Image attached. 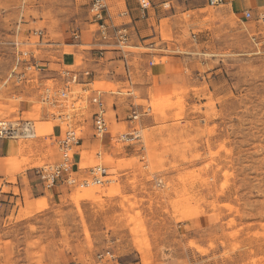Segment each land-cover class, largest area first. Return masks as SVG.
<instances>
[{
	"label": "rangeland",
	"instance_id": "374dc122",
	"mask_svg": "<svg viewBox=\"0 0 264 264\" xmlns=\"http://www.w3.org/2000/svg\"><path fill=\"white\" fill-rule=\"evenodd\" d=\"M141 1L109 0L122 9ZM145 1V41L130 49L181 64L156 57L150 78L134 77L140 88L96 77L107 91L110 146L94 135L88 103L71 100L62 110L70 118H57L40 103L53 78L25 85L13 76L21 50L54 70L80 67L90 44H73L71 31L92 38L89 0H0V119L38 127L37 137L2 139L0 264H264V6L246 18L229 0ZM38 28L39 48L27 44ZM132 104L152 109L127 144L119 135L131 130ZM69 128L81 134L69 161L76 183L32 193L27 173L45 183L37 168L63 162ZM98 163L107 176L86 185Z\"/></svg>",
	"mask_w": 264,
	"mask_h": 264
},
{
	"label": "built area",
	"instance_id": "2783aa9c",
	"mask_svg": "<svg viewBox=\"0 0 264 264\" xmlns=\"http://www.w3.org/2000/svg\"><path fill=\"white\" fill-rule=\"evenodd\" d=\"M226 0H209L212 5L222 4ZM115 3L109 2V0H89L88 2V12H89V22L94 25L92 29V41L102 44L114 43L119 48L124 49L126 46L128 48L132 46L130 43L132 29L128 25V22L121 20H116L115 16L118 15H130L129 8L126 5V9H122L115 12ZM140 6L144 11L148 10V3L145 0L140 2ZM244 17L250 18L252 12L250 10H245ZM44 29H34L29 35L30 37L35 36L38 48L42 46L45 40ZM72 43L75 45H81L82 43V32L81 29L75 28L71 31ZM91 51L94 50L93 45L90 44L89 48ZM97 56L103 58L104 47H98ZM128 51V50H126ZM39 54V53H38ZM15 64V75L17 83L27 84L31 83L35 79L39 82L44 77L53 78L55 84L52 86H46L42 93V101L48 103V105H58L59 116L70 118L68 113L62 110L67 106V103L71 100L73 102L85 101L89 106L94 109L92 113V120L96 132L107 133L109 132V120L107 117L108 105H107V91L105 89L101 90L99 87H95V80L98 74L95 75L92 68L83 65L81 63L80 67L69 68L64 67L61 71L54 70L49 64V59L40 58L35 51L21 50L19 56L14 61ZM127 81L131 84L132 72L128 68L126 63L125 67ZM54 76H50L55 74ZM38 74V76H36ZM78 86L81 87L79 90ZM39 87V86H38ZM36 87V88H38ZM85 92L91 93L87 98L83 95ZM115 94V93H111ZM128 117L125 118L130 124V131L121 132V141L127 144H132L141 138L140 128L136 126L139 116L147 114L152 108L148 106L147 108L142 107L141 109L137 107L136 104H132ZM117 116V115H116ZM124 119V118H123ZM120 119V120H123ZM20 135L33 137L35 135L34 125L29 124V121H23L22 119H17L13 121L0 119V139L17 138ZM81 138L78 137L77 131L74 128H69L65 131L63 136L59 140L60 151L64 154V162L55 166H42L38 169V174L45 181L44 185L47 188H52L62 180L68 181L67 170L71 167L68 164L70 160V152H72L74 146L79 144ZM113 140V138H112ZM112 144V141H110ZM94 172H99V170L104 174L106 169L98 165L91 169ZM66 178V179H65ZM100 182V181H99ZM2 192H0V197ZM102 256V255H101Z\"/></svg>",
	"mask_w": 264,
	"mask_h": 264
},
{
	"label": "crops",
	"instance_id": "0c3cea01",
	"mask_svg": "<svg viewBox=\"0 0 264 264\" xmlns=\"http://www.w3.org/2000/svg\"><path fill=\"white\" fill-rule=\"evenodd\" d=\"M229 1L234 3V7L237 10H250V8L255 7V6H259V7L264 6V0H229ZM114 5H115L114 7L115 12L122 10V5L116 4V3ZM127 6L129 8L130 15H125V14L118 15L117 14L115 16V19L116 20L122 19L124 22H128V25L132 29L131 40H130V43L132 44L131 48H137L140 46L141 43L145 41V39L142 37V31L147 28L146 23L149 20V14H145L148 10L144 11L142 7L140 6V3L131 4V2H129ZM256 11L260 13L261 10L256 9ZM128 16L130 17V21L125 20ZM84 35L85 34L82 33V43L92 44L94 50L91 51L87 49L86 51L78 52L79 54L81 53L83 55V59H84L83 65L89 66L90 68H95L96 70L100 71L99 73H97L98 74L97 77L100 79L109 77V82H112V83H116L118 79H121L123 81L127 80V77L124 76L126 75V72H125L126 63L128 64L129 70L132 72L130 86L135 87V88H140L141 84L134 83L133 81L134 77L138 78L141 75H145L147 79L150 78L148 74H146L145 70H148L153 67L154 59L156 57L166 56L167 62H169L171 66L173 67L175 66V64L176 65L181 64L179 61V58L176 56H169L164 53H143V52L133 51L132 49L126 51V50L119 48L114 43L102 44V43L96 42L95 44H93L94 42L92 41V38H89V36H86V39H83ZM98 47H104L102 59L96 55L97 52L99 51ZM172 71L176 72L177 70H172ZM150 83L152 84V81H150ZM159 83H161L160 80H159ZM145 87H147V85H145ZM115 109L118 110V106H116ZM121 112L122 111H120V113L118 112L119 118L117 117V119L119 120H120V116H122ZM92 128L94 129L93 123H92ZM58 133H59L58 128L56 127L55 134H58ZM107 134L108 132L104 134V137L101 139V143L108 144L111 146L112 144L110 141L112 139H111V136L109 135H108L107 141H105L104 143V140L106 139L105 136ZM6 146H7V140H0V157L6 156ZM101 156H102V153H101ZM101 156L98 158H102ZM68 173L72 175L71 172H68ZM27 174L30 180V185H27V188L32 193H36L39 188L45 189L44 183L41 181L37 183L38 185L36 186L34 185V179L36 177H34L32 172H28ZM19 183L21 187L24 185L23 179L20 175H19ZM65 183H66L65 181L63 182L61 181L54 186L55 188L54 187L52 188H54L53 189L54 191H59V188Z\"/></svg>",
	"mask_w": 264,
	"mask_h": 264
},
{
	"label": "bare ground",
	"instance_id": "6f19581e",
	"mask_svg": "<svg viewBox=\"0 0 264 264\" xmlns=\"http://www.w3.org/2000/svg\"><path fill=\"white\" fill-rule=\"evenodd\" d=\"M39 29V28H38ZM18 31V30H17ZM37 39L35 36H33L32 35V38L30 39V41L29 42H27V44H29V43H32V44H36L34 41ZM15 43L16 44H19V36H18V34L16 35V40H15ZM124 49H126V50H130V47L128 48V46H126ZM46 86H52V85H49V84H44V86L41 88V90H40V103H42V104H44L47 108H48V110L50 111V110H53L52 111V113L51 114H53L54 116H56L57 118H62V117H60L59 116V108H58V105H55V104H52L51 106L50 105H48V103H45V102H43L42 101V93H43V90H44V88L46 87ZM78 88H79V90H81V87L80 86H78ZM86 93V92H85ZM91 94V93H90ZM89 94V95H90ZM88 95V96H89ZM68 103H67V107H68ZM17 120V119H16ZM9 121H12V120H9ZM25 121H29V124H32V125H34V129H35V135L33 136V137H37V134H38V127H37V125L33 122V121H31V120H25ZM108 126H109V129H110V122H109V124H108ZM95 129V128H94ZM76 130V129H75ZM77 131V130H76ZM104 134L105 133H99V132H95L94 133V135L96 136V137H99V139L101 140L103 137H104ZM77 135H78V137H80L81 138V134L77 131ZM20 137H22V138H33V137H28V136H24V135H20V136H18L17 138H20ZM119 138L121 139V134L119 135ZM11 139H16V138H11ZM0 140H2V139H0ZM79 144H80V142H79ZM79 144H76L74 147H76V146H78ZM62 152V151H61ZM73 153H74V148H73V150H72V152H70V156L72 157L73 156ZM62 154H63V152H62ZM97 155H98V157H100L101 156V153L100 152H98L97 153ZM63 156H64V154H63ZM71 157H70V159H71ZM29 159V158H28ZM64 160L65 159H63V162H64ZM70 161V160H69ZM62 162V163H63ZM60 164V163H59ZM59 164H52V163H47L46 164V166H55V165H59ZM68 164H69V162H68ZM98 165H101V166H103L105 169H106V172L104 173V174H102V172L99 170V172H94V171H92L91 169V177H90V179H87V178H85L83 181H84V183L86 184V185H88L90 182H91V180H92V182H94V183H100L101 181H102V179L101 178H103V177H105V176H107V170H108V168L107 167H105L102 163H98V164H96L95 166H94V168L96 167V166H98ZM25 166V165H24ZM44 166V165H43ZM40 167H42V166H40ZM40 167H38L37 168V172H38V169L40 168ZM70 170V168L67 170V173L68 172H70L69 171ZM39 175V174H38ZM39 177L41 178V176L39 175ZM42 179V178H41ZM43 180V179H42ZM44 181V180H43ZM63 181H65V182H67V183H69V184H74V183H76V178L75 177H72V175H68V181L67 180H62V182ZM100 181V182H99ZM45 182V181H44ZM60 182H61V179H60ZM101 257V256H100Z\"/></svg>",
	"mask_w": 264,
	"mask_h": 264
}]
</instances>
